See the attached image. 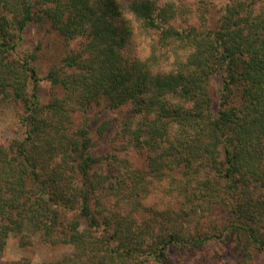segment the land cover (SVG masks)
I'll return each mask as SVG.
<instances>
[{
	"label": "trees",
	"instance_id": "16d2710c",
	"mask_svg": "<svg viewBox=\"0 0 264 264\" xmlns=\"http://www.w3.org/2000/svg\"><path fill=\"white\" fill-rule=\"evenodd\" d=\"M193 1L0 0V104L20 105L23 134L0 144V264H20L1 260L10 232L24 246L40 231L74 245L48 264H175L213 241L264 264V0L215 17ZM30 26L77 44L43 77L38 46H22ZM42 80L62 95L40 102ZM101 105L118 119L108 157L92 152Z\"/></svg>",
	"mask_w": 264,
	"mask_h": 264
},
{
	"label": "rangeland",
	"instance_id": "374dc122",
	"mask_svg": "<svg viewBox=\"0 0 264 264\" xmlns=\"http://www.w3.org/2000/svg\"><path fill=\"white\" fill-rule=\"evenodd\" d=\"M227 0H207L209 4L208 11L206 14L215 17L216 11L219 10L221 5ZM205 0H200V2H189L194 7L200 8L201 11L202 3ZM203 12V11H201ZM25 39L22 42L24 49L33 48L38 46L36 50L37 58L34 64L39 70V76L43 77L47 72V68L51 64L59 63L62 57L66 54L70 47H75L77 44L71 43L67 45L66 42L57 36L55 33H49L40 30L38 26H30L25 31ZM215 82L217 80L214 78L211 81V90L215 88ZM219 83V80H218ZM217 83V84H218ZM31 90V88L29 89ZM37 92L39 95L40 102L46 103L55 96L62 95V89L60 87L50 84L46 80L39 82L37 87ZM21 112L20 105L16 103H2L0 104V144L7 145L16 138H21L23 136L22 129L19 125L18 114ZM90 119V131L91 136L94 141V147L92 152L95 155L107 156L112 151H114V142L112 139L115 135L114 123L116 120V111H111L105 109L102 105L99 107H92L89 112ZM83 113H76L74 115L75 125L80 124L83 120ZM109 119L112 121V127L100 137L97 134V127L99 124L105 120ZM116 151V150H115ZM118 154L124 151H116ZM131 159L133 164L137 167L144 168L146 163L144 156H141L136 151H129L127 155ZM126 157V159H127ZM96 174L92 170V175ZM159 196L153 195L149 196V203H156ZM117 195H113L110 190H105L102 196L103 206H99L101 213L106 215L110 210H113L117 203ZM70 214H65L66 218H69ZM84 228L83 222L79 225L78 230L82 231ZM25 233V232H23ZM20 232H10L7 237L6 245L2 254V262L4 263H15L20 264H48L49 262H56L63 259L64 257L72 254L74 251V245L70 242L59 241L56 243H50L44 241L41 234L42 232H37L30 237V242L28 245H21L22 234ZM232 243L213 241L209 243L205 248H197L193 250H172L175 253V264H240L235 254L234 250L231 248ZM181 254V255H180Z\"/></svg>",
	"mask_w": 264,
	"mask_h": 264
}]
</instances>
